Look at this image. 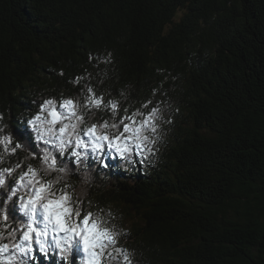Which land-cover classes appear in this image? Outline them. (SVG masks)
<instances>
[{
	"label": "trees",
	"instance_id": "16d2710c",
	"mask_svg": "<svg viewBox=\"0 0 264 264\" xmlns=\"http://www.w3.org/2000/svg\"><path fill=\"white\" fill-rule=\"evenodd\" d=\"M105 72V102L133 85L116 117L121 143L126 126L173 104L164 145L130 140L121 156L106 141L90 155L110 177L94 193L100 209L118 208L131 230L116 246L144 264H264V0H0V112L14 143H35L18 120L35 93L70 99L83 90L70 80L90 74L95 85ZM74 245V264H86ZM33 259L45 264L38 245Z\"/></svg>",
	"mask_w": 264,
	"mask_h": 264
},
{
	"label": "clouds",
	"instance_id": "9594fccd",
	"mask_svg": "<svg viewBox=\"0 0 264 264\" xmlns=\"http://www.w3.org/2000/svg\"><path fill=\"white\" fill-rule=\"evenodd\" d=\"M112 57L113 53L108 52V63H111ZM92 58L89 57L90 60ZM188 63L191 65V61ZM52 71L58 76L64 75L62 69ZM89 76L82 75L69 81L73 86L83 85V90L70 98L74 101L72 111L64 107V101L69 98L65 97L63 90L56 96L46 95L57 92L56 88H45L35 93L36 99L32 101L35 110H26L18 117L21 123L26 122L30 126L34 144L28 141L14 143L5 119L6 113L0 112V264H35L34 245H38L45 264H74V240L70 233L60 231V224L50 211L49 202L61 200L63 219L70 228L83 226L76 223L83 212L84 216L92 217L93 222L99 221L102 228L109 229L112 239L103 249L108 253L104 264H144L141 259L143 252L116 246L120 240L127 244L131 230L120 226L122 213L118 208L109 204L100 209L99 202L94 198L98 190L107 189L110 177L90 161L92 154L99 158L102 147L94 150L92 143L89 145L84 140L87 136L93 142L90 134L93 127L101 136L117 135L118 108L129 102L133 85H125L118 97L112 96L107 102L97 104L95 96L100 91L99 84L108 79V74L105 72L103 79L95 85L86 83ZM171 90L176 91L175 88ZM103 93L104 96L110 95L108 89H104ZM61 98L60 106L67 109V115L63 119L60 116L54 119L52 112H56ZM112 104L117 107L113 108ZM109 110L110 115H107ZM172 110L173 104L167 102L152 109L151 126L155 130L147 134L151 141L147 143L149 151L153 145H164L167 133L162 126L172 123L171 119L165 120L164 117ZM179 111L175 108V112ZM100 113L107 115V119ZM104 142L101 141L102 145ZM156 150L162 151V147ZM149 163L154 164L155 161L150 160ZM131 170L129 167L128 171ZM69 240L72 242L69 243ZM61 244L66 245L63 250L58 247Z\"/></svg>",
	"mask_w": 264,
	"mask_h": 264
},
{
	"label": "snow or ice",
	"instance_id": "6c2138e0",
	"mask_svg": "<svg viewBox=\"0 0 264 264\" xmlns=\"http://www.w3.org/2000/svg\"><path fill=\"white\" fill-rule=\"evenodd\" d=\"M95 102L97 104H103L105 101L95 96ZM74 105V101L65 100L64 107L69 111H72V106ZM112 107L115 108L117 105L112 104ZM54 119H59V114L55 111L52 112ZM152 115L149 116L148 120L142 121L139 127H125L124 132L131 133L125 138V142L121 143V136L116 135L113 138L109 137L107 134L101 136V134L97 131L95 127L90 129V134L93 136L92 147L94 150H99L102 147L101 141H108L109 144L116 148V150L120 153L121 156H124L126 152L129 151L127 147V141L134 140L136 141V146L139 148L141 144L151 142L150 138L147 134H145V126H147V131H154V127L151 126ZM83 147L87 148V145H83ZM51 208L50 211L54 216H56L58 223L60 224V231L68 232L71 234L72 240H74L77 236L82 240L84 252L87 254L88 264H101V255L103 253V249L107 242L112 239L109 229L102 228L100 224L96 221L90 222V216H84L83 218V226L78 229L70 228L66 221L63 219V210L61 201H50L49 202ZM72 241L69 240V243ZM58 247L63 250L66 245H58ZM99 250V251H98Z\"/></svg>",
	"mask_w": 264,
	"mask_h": 264
},
{
	"label": "rangeland",
	"instance_id": "374dc122",
	"mask_svg": "<svg viewBox=\"0 0 264 264\" xmlns=\"http://www.w3.org/2000/svg\"><path fill=\"white\" fill-rule=\"evenodd\" d=\"M64 113H65V114H63V115H59L61 119H63V118L67 115V109H64ZM85 141H86V143L89 144V145H91V143H92V141H91V139H90L89 137H86ZM100 155H101V152H100L99 156H100ZM113 159H114V157H112V160H113ZM83 218H84V217H83ZM83 218L80 220L81 223H79V224H81V225L83 224ZM91 221H93V218H92V217L90 218V222H91ZM97 222L100 224L99 221H97ZM82 245H83V242H82ZM98 251H99V250H98ZM85 254H86V253H85ZM102 256H103V253H102V255H101V264H104V261H105V260L102 259V258H103ZM84 259H85V263L88 264V261H87V254L85 255V258H84Z\"/></svg>",
	"mask_w": 264,
	"mask_h": 264
}]
</instances>
